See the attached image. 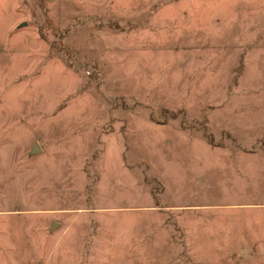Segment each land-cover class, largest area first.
I'll list each match as a JSON object with an SVG mask.
<instances>
[{"label":"rangeland","instance_id":"1","mask_svg":"<svg viewBox=\"0 0 264 264\" xmlns=\"http://www.w3.org/2000/svg\"><path fill=\"white\" fill-rule=\"evenodd\" d=\"M0 264H264V0H0Z\"/></svg>","mask_w":264,"mask_h":264},{"label":"water","instance_id":"2","mask_svg":"<svg viewBox=\"0 0 264 264\" xmlns=\"http://www.w3.org/2000/svg\"><path fill=\"white\" fill-rule=\"evenodd\" d=\"M37 149H38V145L35 144V145L33 146V148H32V152H35Z\"/></svg>","mask_w":264,"mask_h":264}]
</instances>
